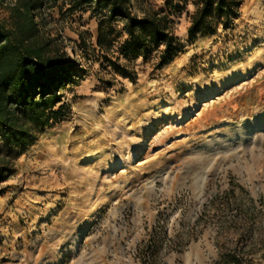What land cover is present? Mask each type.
Masks as SVG:
<instances>
[{
  "label": "rangeland",
  "instance_id": "obj_1",
  "mask_svg": "<svg viewBox=\"0 0 264 264\" xmlns=\"http://www.w3.org/2000/svg\"><path fill=\"white\" fill-rule=\"evenodd\" d=\"M130 4L172 14L180 44L163 65L138 59L134 82L102 64L89 11L32 12L50 55L81 71L59 91L65 116L19 157L0 140V264H210L239 248L264 264V0L193 38L191 6Z\"/></svg>",
  "mask_w": 264,
  "mask_h": 264
},
{
  "label": "trees",
  "instance_id": "obj_2",
  "mask_svg": "<svg viewBox=\"0 0 264 264\" xmlns=\"http://www.w3.org/2000/svg\"><path fill=\"white\" fill-rule=\"evenodd\" d=\"M174 11H187V34H214L229 29L238 17L242 0H176ZM74 8L89 11L98 19L96 47L100 59L114 74L134 82L135 62H147L158 54L160 65L179 51L172 14L148 6L131 10L130 0H70ZM42 0H15L10 21L0 22V140L19 157L34 140V130H43L62 120L65 105L59 91L73 83L79 65L65 54L50 55V44L38 37L32 12ZM117 25V26H116ZM58 106V107H57ZM57 107V109H56ZM8 170L0 165V182ZM264 204V202H261ZM264 261V254L260 257ZM251 253L240 248L220 254L210 264H253Z\"/></svg>",
  "mask_w": 264,
  "mask_h": 264
}]
</instances>
